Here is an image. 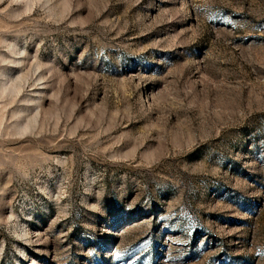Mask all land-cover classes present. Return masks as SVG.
<instances>
[{"label": "rangeland", "instance_id": "1", "mask_svg": "<svg viewBox=\"0 0 264 264\" xmlns=\"http://www.w3.org/2000/svg\"><path fill=\"white\" fill-rule=\"evenodd\" d=\"M0 264H264V0H0Z\"/></svg>", "mask_w": 264, "mask_h": 264}]
</instances>
